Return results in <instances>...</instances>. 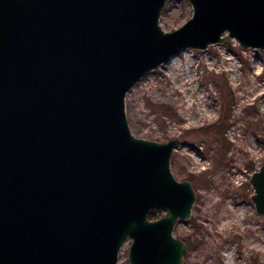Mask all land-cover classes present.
<instances>
[{
	"label": "water",
	"instance_id": "water-1",
	"mask_svg": "<svg viewBox=\"0 0 264 264\" xmlns=\"http://www.w3.org/2000/svg\"><path fill=\"white\" fill-rule=\"evenodd\" d=\"M167 1L0 0V264H116L127 239L128 264H183L173 229L196 195L170 170L180 140L135 137L125 96L186 48L264 51V0H185L165 31ZM22 70L41 99L18 95ZM249 183L264 216V162Z\"/></svg>",
	"mask_w": 264,
	"mask_h": 264
},
{
	"label": "rangeland",
	"instance_id": "rangeland-1",
	"mask_svg": "<svg viewBox=\"0 0 264 264\" xmlns=\"http://www.w3.org/2000/svg\"><path fill=\"white\" fill-rule=\"evenodd\" d=\"M191 15L187 1L168 0L159 24L170 31ZM125 113L135 137L180 140L170 170L196 195L190 218L173 229L186 239L183 264H264V216L248 197L264 162V51L235 39L183 49L127 92ZM130 242L116 264H128Z\"/></svg>",
	"mask_w": 264,
	"mask_h": 264
},
{
	"label": "flooded vegetation",
	"instance_id": "flooded-vegetation-1",
	"mask_svg": "<svg viewBox=\"0 0 264 264\" xmlns=\"http://www.w3.org/2000/svg\"><path fill=\"white\" fill-rule=\"evenodd\" d=\"M25 71V69H23ZM20 72L19 75V81H18V86H17V91L18 95L21 97H29V98H34L37 94V91L39 93V97L41 99L42 97V75L40 73L39 75V82H38V89L36 87V81L34 78L30 80L31 77H28L24 74V71ZM180 238V237H178ZM181 239V238H180ZM185 243V248H186V253H187V243L186 239H181ZM185 253V255H186Z\"/></svg>",
	"mask_w": 264,
	"mask_h": 264
},
{
	"label": "trees",
	"instance_id": "trees-1",
	"mask_svg": "<svg viewBox=\"0 0 264 264\" xmlns=\"http://www.w3.org/2000/svg\"><path fill=\"white\" fill-rule=\"evenodd\" d=\"M154 214V213H153ZM152 215V214H151Z\"/></svg>",
	"mask_w": 264,
	"mask_h": 264
}]
</instances>
